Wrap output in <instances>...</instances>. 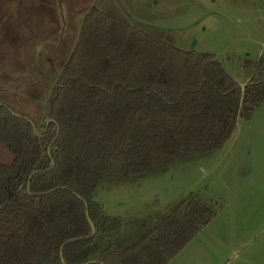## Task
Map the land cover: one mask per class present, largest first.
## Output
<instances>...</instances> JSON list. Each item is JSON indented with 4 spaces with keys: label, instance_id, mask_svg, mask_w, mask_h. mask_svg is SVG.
Returning <instances> with one entry per match:
<instances>
[{
    "label": "trees",
    "instance_id": "16d2710c",
    "mask_svg": "<svg viewBox=\"0 0 264 264\" xmlns=\"http://www.w3.org/2000/svg\"><path fill=\"white\" fill-rule=\"evenodd\" d=\"M31 1L21 39L0 26V264H166L216 207L190 192L121 217L95 190L223 148L264 101V46L241 86L140 21L149 2Z\"/></svg>",
    "mask_w": 264,
    "mask_h": 264
},
{
    "label": "rangeland",
    "instance_id": "374dc122",
    "mask_svg": "<svg viewBox=\"0 0 264 264\" xmlns=\"http://www.w3.org/2000/svg\"><path fill=\"white\" fill-rule=\"evenodd\" d=\"M144 2L155 6L144 7L140 21L171 31L178 47L213 53L238 82L245 79L242 59L258 58L263 48L264 0H133L131 5ZM116 185L101 183L95 190L109 215L164 211L190 192L216 207L208 236L205 228L197 235L199 253H179L166 264H264V101L248 120L238 121L223 148Z\"/></svg>",
    "mask_w": 264,
    "mask_h": 264
},
{
    "label": "crops",
    "instance_id": "0c3cea01",
    "mask_svg": "<svg viewBox=\"0 0 264 264\" xmlns=\"http://www.w3.org/2000/svg\"><path fill=\"white\" fill-rule=\"evenodd\" d=\"M33 25H34L33 1L0 0V26H4V28L6 29V30L4 29L5 30L3 37L4 39L11 41L19 40L21 39V34L23 33L27 34V28L30 27L29 29L31 30V26ZM243 82L244 81L240 83L242 84ZM209 225L210 224H207V226L204 227L207 230L206 236H208L209 233L208 230L210 227ZM197 235H195L177 254L184 252L186 256H193L195 255V253L196 254L199 253V250L202 246V241L199 240V238H197L198 237Z\"/></svg>",
    "mask_w": 264,
    "mask_h": 264
},
{
    "label": "water",
    "instance_id": "95a60500",
    "mask_svg": "<svg viewBox=\"0 0 264 264\" xmlns=\"http://www.w3.org/2000/svg\"><path fill=\"white\" fill-rule=\"evenodd\" d=\"M90 222V221H89ZM90 225H91V228H92V232L94 231V228H93V226H92V224H91V222H90Z\"/></svg>",
    "mask_w": 264,
    "mask_h": 264
},
{
    "label": "flooded vegetation",
    "instance_id": "af4514ba",
    "mask_svg": "<svg viewBox=\"0 0 264 264\" xmlns=\"http://www.w3.org/2000/svg\"><path fill=\"white\" fill-rule=\"evenodd\" d=\"M263 46H264V45H263ZM260 54H261V53H260ZM260 54H259V55H260ZM245 80L247 81V79H246V78L244 79V82H245ZM244 82H243V83H244ZM216 213H217V212H216Z\"/></svg>",
    "mask_w": 264,
    "mask_h": 264
}]
</instances>
